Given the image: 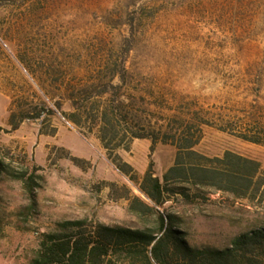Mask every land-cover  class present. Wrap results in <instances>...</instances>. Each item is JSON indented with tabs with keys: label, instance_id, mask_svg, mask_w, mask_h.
<instances>
[{
	"label": "rangeland",
	"instance_id": "obj_1",
	"mask_svg": "<svg viewBox=\"0 0 264 264\" xmlns=\"http://www.w3.org/2000/svg\"><path fill=\"white\" fill-rule=\"evenodd\" d=\"M77 100L81 126L63 115ZM112 102L134 129L161 139L185 119L201 135L198 153L231 151L264 169V145L239 136L248 118L264 120V0H0V155L14 173L39 176L35 208L23 181L0 178V264H31L67 221L145 227L130 203L149 199L99 138L97 111ZM176 153L149 138L117 151L140 181L152 162L163 179ZM190 194L164 208L192 247L223 250L264 225L257 202L210 188ZM235 264L250 262L239 254Z\"/></svg>",
	"mask_w": 264,
	"mask_h": 264
},
{
	"label": "trees",
	"instance_id": "obj_2",
	"mask_svg": "<svg viewBox=\"0 0 264 264\" xmlns=\"http://www.w3.org/2000/svg\"><path fill=\"white\" fill-rule=\"evenodd\" d=\"M124 106L121 102L118 105L112 102L98 109L99 138L110 161L122 174L138 183L141 192L149 199L147 202L135 196L130 203L131 212L144 220L145 227L96 225L89 229L85 220L67 221L60 224L63 231L44 236L31 264H235L239 254L250 264L263 262L264 225L236 236L229 248H197L190 246L185 234L176 227L177 216L164 208L173 196L189 200L193 189L210 188L250 206L257 202L264 209L262 164L231 151L215 158L198 153L195 147L201 135L196 136L187 130L185 119L179 120L182 128L174 134L160 133L161 139L140 125H135L134 129L130 113H123ZM74 107L76 111L70 114L63 112L61 107L58 110L68 121L81 126L79 119L83 105L77 100ZM50 112L54 114L53 110ZM239 136L245 141L264 145V120L248 118L242 123ZM144 138L151 139L154 145L162 141L177 148L175 164L163 179L155 175L152 162L140 181L137 174L131 173V165L117 154L119 149L129 151L135 139ZM3 176L23 181L31 206H37L39 176L36 173L29 170L14 173L11 164L0 155V178Z\"/></svg>",
	"mask_w": 264,
	"mask_h": 264
}]
</instances>
